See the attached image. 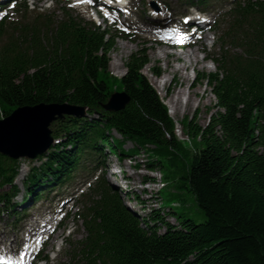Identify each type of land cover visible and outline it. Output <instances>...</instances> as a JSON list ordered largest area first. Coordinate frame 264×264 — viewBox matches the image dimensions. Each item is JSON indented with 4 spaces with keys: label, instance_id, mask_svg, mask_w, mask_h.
<instances>
[{
    "label": "trees",
    "instance_id": "trees-1",
    "mask_svg": "<svg viewBox=\"0 0 264 264\" xmlns=\"http://www.w3.org/2000/svg\"><path fill=\"white\" fill-rule=\"evenodd\" d=\"M223 18L227 27L214 59L217 71L199 78L216 98L215 111L204 126L187 117L181 121L194 141L191 157L186 142L175 136L166 106L141 73L148 62L144 51L128 57L126 73L118 79L107 70L113 39L94 26L70 17L53 26L41 14L12 22V28L0 23L3 115L17 106L50 102L84 106L96 114L54 123L53 136L61 142L45 162L30 168L25 183L37 186V179L48 174L52 181L67 178L85 154L121 157L151 145L160 157L150 156L148 166L161 170L165 158L164 180L190 191L204 216L201 222L184 218L155 196L161 207L141 218L103 182L100 198L83 215L86 237L72 248V258L80 252L85 264H264V0H239ZM113 89L123 90L128 102L106 111L103 104ZM123 140L134 147L124 150ZM177 157L185 166L173 165ZM15 173L16 161L0 155V187ZM0 203L8 206L4 192Z\"/></svg>",
    "mask_w": 264,
    "mask_h": 264
},
{
    "label": "rangeland",
    "instance_id": "rangeland-1",
    "mask_svg": "<svg viewBox=\"0 0 264 264\" xmlns=\"http://www.w3.org/2000/svg\"><path fill=\"white\" fill-rule=\"evenodd\" d=\"M127 1L132 7L133 13L127 16L126 19H128L129 21L139 20V24L136 25V28H134L135 32L137 28H146V24L143 22L145 20V17L149 21L152 20L149 16H146L147 10L152 9L160 11L163 9L165 10V7L172 9L175 12H187L188 10H192L188 6V0H167L169 3L168 5H165V0ZM28 2L31 7L37 6L41 8L42 11L46 12L55 10L57 14L59 12L57 8H59L61 5H74L77 0H54L52 3L49 0H28ZM84 4L85 3H81V7H83ZM225 6L226 2L224 1L208 0V4L203 7V9L206 8L209 11V14H211V20H213V18H215L216 16L217 11H219L221 7L225 8ZM82 10L83 8L80 10L71 11H73L72 14L74 15L79 13L81 17H84L83 19L85 20L95 18V21L101 23V27L111 29V32H113L115 35L113 39L114 47L109 54L107 68L108 73L117 77L121 76L126 70L125 62L128 57L133 53H137L138 51H145L149 59V63L142 68V72L148 78L150 83L157 91V94L167 106L168 114L175 122L176 137L178 139H185L184 142H186L187 153H189V156L191 157V155L195 151L193 143L194 141L192 139H188L187 141V137L185 132L183 131L181 121L185 117H187L192 119L193 121L195 120L196 124L204 126L208 121L210 113H213L215 111L214 107L216 105V98L212 94L210 88L208 87V85H206L205 81L195 82L193 80V76L196 72L201 74L203 71L211 72L215 70V65L213 63L202 61L201 57L203 56L204 52L211 56L216 51H218L216 47L218 44L217 40L223 27L217 26V24L214 23V31L207 34L208 38L205 40V42L202 41L201 44L194 46V48L196 47L195 51L196 56L199 59V63L197 64L194 62L189 65L187 62V67L182 69L180 67H182V65L184 64V60L182 58H178L179 62H175V60H177L176 55L179 54V51L171 52V55H167L168 51L164 52L163 48L165 47H162L160 49V53L166 56L168 61L163 60V58H160V53L158 54V49L160 48V46L152 45L147 40L144 41L145 38H143L142 36L151 37L149 35V32L140 31L141 35L137 33L133 35L130 41L124 40L121 39L117 34L118 29L114 26L109 25L106 20H103L101 17V13L99 11L97 12L95 8H87L85 12ZM96 14H98V17H96ZM169 16H172V19H170L171 21H174V18H178L175 15ZM211 36L214 37L213 41L210 40ZM211 42H214L213 47H209ZM199 45H202V47L204 48V52L199 51L201 49V47H198ZM152 67H158L159 72L163 74L164 78L168 79V81H166L164 85L160 84L161 82H163V80L159 81V78L157 79L153 76V74L151 73ZM177 67L180 69L178 70ZM192 68L194 69L192 70ZM171 76L172 81L169 82ZM159 86H163V88L160 89ZM165 91L166 94H164ZM173 100L177 102L176 105L173 104ZM111 134L116 139H121L120 135L115 131H112ZM133 146L134 144L131 141H125L123 143V148L125 150L130 149ZM146 155L147 153L145 151L140 154H136L134 156L135 158L125 157L122 160H118L114 155H109L108 161H110L111 163H113L114 161H118L121 163V165L123 166L122 169L124 176L128 177V180H126V182H128L127 184L129 185V190H133V192L138 194L140 198L145 201V204L149 208L155 207L157 205L155 203L154 196H161L162 205L164 207H171L173 211L182 213L184 218L192 219L195 222H201L202 220H204L202 210L196 204L190 191L186 190L185 188H181L180 190L174 189L172 188V183L169 181L166 183L164 179L161 178V174L159 172L155 171L154 173H151V171H148L146 169ZM162 159L163 167L161 169V173L166 174L169 165L165 158ZM138 160L141 161V163H138ZM190 161H192L191 158L188 160V162ZM32 163L36 165L37 162L24 161V159H20L19 168L21 169V172L26 171L27 166L29 167ZM90 163H92L91 158L90 160L88 158L82 159L79 164L80 167L78 168V170L73 173L72 177H70L66 182H63L59 186H53L52 189L47 192V195L43 196L42 199L40 198L37 203H33L30 205L27 204L26 209H29L27 213L29 216H31L28 220H31L42 212L46 213L47 210L58 209L59 203L64 201L66 198H69L70 196H76V203L80 201L77 205V212L72 208V212H75L74 217H69L65 222V227L57 229L55 231L54 237L52 239H49V241H47L45 245L44 251L49 252L51 259L50 264H85V258L81 257V253H79V255L74 259H70V256L67 255V249L70 243H73L76 240L84 237L82 215L80 216L76 213H80L81 210L86 206H90L91 201L99 199V188L93 189L95 188V184L93 181L96 180L99 172H105V175H102L101 177H103L108 182H106V184H108L110 188H123L122 185H120L124 181L123 178L121 179L122 172L114 176V174L112 173L113 171L110 172V169L107 168L108 166L97 168ZM175 164L176 166H185V164L179 157H177L173 162V165ZM104 168L105 170L107 168V170L105 171ZM113 169L119 171L116 167H113ZM21 179L22 178H20L19 181L15 182L18 186L20 185V181H22ZM114 179L119 180V184L114 182ZM82 190H84L83 194L79 195ZM118 191L120 192V189H118ZM120 194L124 198V202L127 206H132L134 208L136 207V211H134L137 215L141 216L143 214L140 209H138V204L134 203L133 201L130 202L125 198L126 195H124V191L121 190ZM22 195H24V189L19 187V194L15 197V199H19V197ZM49 205L52 206L49 207ZM27 217L28 216H24V218ZM24 218H17L13 222V217L10 214L0 211V240H4V235L6 234L7 239L16 238L14 244H17V240L22 237V232L26 227L24 223L27 219L23 221ZM166 218L171 223H176L173 217L166 216ZM12 234L15 236V238L14 236H11ZM63 238H66L67 240L65 241L63 240Z\"/></svg>",
    "mask_w": 264,
    "mask_h": 264
},
{
    "label": "water",
    "instance_id": "water-1",
    "mask_svg": "<svg viewBox=\"0 0 264 264\" xmlns=\"http://www.w3.org/2000/svg\"><path fill=\"white\" fill-rule=\"evenodd\" d=\"M126 101L124 93H114L104 107L116 109ZM84 110V107L67 103H39L20 107L0 121V152L12 158H32L51 144L48 126L52 120L64 114H82Z\"/></svg>",
    "mask_w": 264,
    "mask_h": 264
},
{
    "label": "bare ground",
    "instance_id": "bare-ground-1",
    "mask_svg": "<svg viewBox=\"0 0 264 264\" xmlns=\"http://www.w3.org/2000/svg\"><path fill=\"white\" fill-rule=\"evenodd\" d=\"M166 16H168V15H166ZM166 16L162 17V19H152L151 17H150V19H152L151 21H153L155 24L158 23L157 25L162 26L161 28L168 27V28L173 30V28L175 26H184L183 25L184 22L179 20L178 18L177 19L174 18V21H171L170 19H172V16H169V17H166ZM162 47H166V46L163 45ZM195 50L196 49L194 48V46H191L189 43H183L182 46H181V49L176 50V51H179V54L177 53L178 55H176L177 60H178V58H182L184 60V64L180 68H182V69L186 68L187 67V62H188L189 65L194 63V62L197 63V64L199 63V59L196 56V51ZM167 55H171V52H168ZM180 68H178V70ZM173 104L176 105L177 102L175 100H173ZM37 227H38V225H37ZM37 227H36V224H33V226L29 230L31 231L32 229H35ZM7 247H8V245L4 244V246L2 248L4 249V248H7Z\"/></svg>",
    "mask_w": 264,
    "mask_h": 264
},
{
    "label": "snow or ice",
    "instance_id": "snow-or-ice-1",
    "mask_svg": "<svg viewBox=\"0 0 264 264\" xmlns=\"http://www.w3.org/2000/svg\"><path fill=\"white\" fill-rule=\"evenodd\" d=\"M78 3H93L94 0H77ZM111 2V0H109Z\"/></svg>",
    "mask_w": 264,
    "mask_h": 264
}]
</instances>
